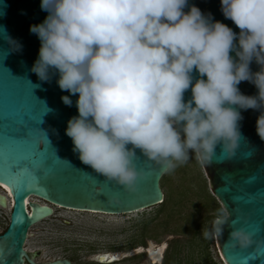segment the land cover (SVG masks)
Returning a JSON list of instances; mask_svg holds the SVG:
<instances>
[{"label":"clouds","instance_id":"1","mask_svg":"<svg viewBox=\"0 0 264 264\" xmlns=\"http://www.w3.org/2000/svg\"><path fill=\"white\" fill-rule=\"evenodd\" d=\"M219 4L239 32L188 0H40L47 15L29 25L39 40L30 71L41 81L56 74L59 89L76 95L64 132L82 164L134 191L144 176L137 150L161 172L190 154L208 164L217 147L233 155L241 109L259 110L254 127L264 141V0ZM241 81L255 95L241 93ZM70 95L60 97L65 105ZM237 221L246 222L217 215L201 234L219 239L229 224L226 243L246 248L253 233L232 227Z\"/></svg>","mask_w":264,"mask_h":264},{"label":"water","instance_id":"2","mask_svg":"<svg viewBox=\"0 0 264 264\" xmlns=\"http://www.w3.org/2000/svg\"><path fill=\"white\" fill-rule=\"evenodd\" d=\"M39 4L40 0H0V184L8 190L10 200L8 221L0 230V264H71L67 259L35 261L25 251L30 226L51 211L28 201L32 209L28 213V197L65 208L112 214L144 209L159 204L164 197L160 185L164 172L139 150L134 166L144 176L137 179L134 191L95 173L72 151L71 139L64 129L66 121L77 115L76 95L59 89L56 74L41 81L30 71L39 40L29 31V25L40 23L47 15ZM188 4L239 32L222 15L219 0H188ZM187 10L186 6L184 11ZM14 40L19 43V50ZM230 55L235 58L234 53ZM249 68L255 72L259 65L253 61ZM196 75L193 70L194 79ZM237 87L245 95H255L257 91L248 81H241ZM62 95H70L71 106L61 101ZM189 97L190 91H185L184 98ZM240 112L242 137L234 154L226 157L217 147L211 162L200 164L211 194L229 214V221L237 216L246 221H237L232 227L253 233L251 245L232 247L226 243L230 227L225 224L222 236L215 239L222 260L225 264H262L264 141L254 127L259 110ZM0 204H4L1 199Z\"/></svg>","mask_w":264,"mask_h":264},{"label":"rangeland","instance_id":"3","mask_svg":"<svg viewBox=\"0 0 264 264\" xmlns=\"http://www.w3.org/2000/svg\"><path fill=\"white\" fill-rule=\"evenodd\" d=\"M162 183L168 196L162 211L159 204L118 214L52 204V213L30 226L24 248L41 262L70 258L74 264H225L215 238L201 234L225 211L216 198L215 204L206 202L211 192L200 162L190 154L188 161L165 172ZM7 221L8 208L0 206V230ZM101 253L117 260L96 262Z\"/></svg>","mask_w":264,"mask_h":264},{"label":"bare ground","instance_id":"4","mask_svg":"<svg viewBox=\"0 0 264 264\" xmlns=\"http://www.w3.org/2000/svg\"><path fill=\"white\" fill-rule=\"evenodd\" d=\"M0 188H1V190H2V193L0 192V199L3 201V205H1L0 204V206L1 207H3V208H8V211H9V206H10V200H9V198L7 197V195H6V191H8L7 189H5L1 184H0ZM3 189H5V191L3 190ZM3 195V196H2ZM33 198H35V197H28V198H26V209H27V211H28V213L31 211L32 212V209L30 208V204H29V202H31V201H33V202H37L38 204H40V205H44V206H47L48 208H50L51 209V211H50V213L49 214H44V215H42L43 217H42V219L43 218H45V217H47V216H49L51 213H52V205H50V204H48V203H46V202H40L37 198H35V199H33ZM29 201V202H28ZM92 212V211H91ZM41 220V219H40ZM39 221V220H38ZM37 221V222H38ZM25 249V251H27V248L25 247L24 248ZM101 260V259H100Z\"/></svg>","mask_w":264,"mask_h":264},{"label":"trees","instance_id":"5","mask_svg":"<svg viewBox=\"0 0 264 264\" xmlns=\"http://www.w3.org/2000/svg\"><path fill=\"white\" fill-rule=\"evenodd\" d=\"M165 172L163 173L161 179H160V185L161 187L163 186V183H162V179H163V176H164ZM206 199H207V203H210V204H215L217 203L216 200H215V197L211 194V193H208L207 191V194H206ZM168 201V196L164 194V197L162 199V201L159 203L158 205V211H162L164 208H165V205H166V202ZM207 203H205V205H207Z\"/></svg>","mask_w":264,"mask_h":264},{"label":"flooded vegetation","instance_id":"6","mask_svg":"<svg viewBox=\"0 0 264 264\" xmlns=\"http://www.w3.org/2000/svg\"><path fill=\"white\" fill-rule=\"evenodd\" d=\"M49 204V203H48ZM52 205V204H51ZM27 252V251H26ZM28 253V252H27ZM145 253H147V251L145 252ZM28 255L30 256V257H32V254H29L28 253ZM100 255H102L100 258H98ZM112 255V254H111ZM114 255V254H113ZM149 258V257H148ZM33 259V258H32ZM60 259H67V260H69L70 262H71V264H74V262L70 259V258H60ZM101 259V260H100ZM34 260V259H33ZM53 260H55V259H53ZM114 260H117V258L116 259H114ZM113 260V258L111 257V256H109L108 255V253H101V254H98L97 255V259L95 260L96 262H100V263H105V262H111V261H114ZM25 264H28L27 262H25ZM61 264H63V263H61Z\"/></svg>","mask_w":264,"mask_h":264},{"label":"snow or ice","instance_id":"7","mask_svg":"<svg viewBox=\"0 0 264 264\" xmlns=\"http://www.w3.org/2000/svg\"><path fill=\"white\" fill-rule=\"evenodd\" d=\"M154 201H156V200H154ZM154 201H153V202H154ZM262 264H264V262H262Z\"/></svg>","mask_w":264,"mask_h":264}]
</instances>
